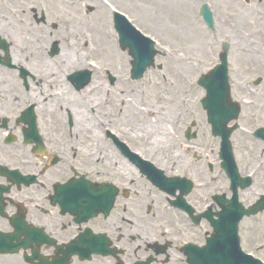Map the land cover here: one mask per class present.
<instances>
[{"label":"flooded vegetation","instance_id":"1","mask_svg":"<svg viewBox=\"0 0 264 264\" xmlns=\"http://www.w3.org/2000/svg\"><path fill=\"white\" fill-rule=\"evenodd\" d=\"M238 9L228 23L230 95L239 104L234 124L253 132L264 129V10ZM9 47V66L0 64L13 72L0 71V264H190L189 249L203 247L210 235L208 221L195 223L172 206L107 134L75 124L71 103L69 110L62 104L65 91L61 96L49 83L55 78L37 81L15 70ZM68 89L75 92L73 84ZM126 145L173 174L169 154ZM190 195L193 217L216 212L212 201L198 209L204 199Z\"/></svg>","mask_w":264,"mask_h":264},{"label":"rangeland","instance_id":"2","mask_svg":"<svg viewBox=\"0 0 264 264\" xmlns=\"http://www.w3.org/2000/svg\"><path fill=\"white\" fill-rule=\"evenodd\" d=\"M242 1L31 0L28 2V0H0V26L3 28L0 39L10 46L9 53L12 48L17 49L16 52L20 56L18 58L22 59L23 65L35 73L46 71L56 73L64 67V61H60L58 54L49 56L52 44H56L61 51L77 52L75 48H78L79 64L82 68L71 70L69 73L80 70L90 71L91 81L86 87L97 83L95 91L107 97V103L104 106L98 103L91 105L93 112L90 108L84 109L94 130L98 129L94 119H100L104 125H108L109 130L123 135L127 141L130 140L144 148L145 152L148 153L154 149L158 155L169 154L171 157H166L169 161H165V164L169 165L168 169L172 166L171 173L190 174L191 172L193 174L196 170L206 188L202 192L193 191L190 197L204 199L197 206L198 209H204L205 204L211 202L207 199V193L229 196L230 192L228 191L229 182L219 169L217 158L219 141L211 136L205 114L200 107V101L205 94L197 85V80L201 75L209 72L214 64H217V54L221 43L229 44V46L233 43L232 38L229 37L228 25L223 24L228 13L238 14V7L244 9L248 4L257 11L264 10V1L248 0V3ZM203 4H207L213 12L214 32L206 28L198 15ZM32 9L35 10V14L31 13ZM113 10L124 14L132 25L155 43L154 66L147 68L139 80L129 79L131 58L127 50L119 48L117 34L113 29ZM12 11L15 17H12ZM40 11H43V18ZM249 21L248 19L245 23ZM109 31L113 33L114 40L107 38L106 33ZM175 47L178 49L184 47L183 50L191 57L190 61L194 62L193 72L188 74L191 77L187 76L186 86H188H184L186 89L183 93L177 90L175 82L177 79L173 72V69L180 66L170 61L174 57ZM36 49L44 52V59L51 61V65L44 67L45 64L41 61L43 58L33 56ZM233 54L234 49L230 48L229 61L233 58ZM37 58L38 60H35ZM88 59L92 61L90 65L85 66V61ZM18 64H20L19 61ZM230 64L229 62V66ZM2 72L13 73L7 69H2ZM109 76L115 80L113 85L108 80ZM239 77L241 78L242 75ZM46 80L42 78L43 82ZM84 90L80 93L76 92V97L86 99L87 95L81 94ZM187 94L193 96V101H188ZM185 97L187 101L182 105L175 103L178 100L183 101ZM86 103L90 104L88 101ZM133 103L136 105L134 111L130 107ZM155 104L156 108L153 106L152 110L156 115L159 114L155 116L157 124L160 120L169 122V125L162 128L163 137L160 142L164 151L161 152H157L156 150L159 149L155 147H150L152 145L150 131L153 129L147 127L137 113L140 109L139 105L142 107ZM178 110L181 111L178 112ZM59 112L62 113L61 110ZM153 113L149 120L154 122ZM73 114L75 117L74 112ZM65 115L68 113L65 112ZM165 116L168 118L166 119ZM104 128L101 126L98 131L101 132ZM187 129L197 133L196 138L189 144L184 138ZM230 142L240 176H246L249 171L250 173L247 174L252 175L253 178L252 186L238 193L239 201L243 206H251L264 193V161L263 167L258 170V162H262L261 159L264 160V144L240 133H234ZM174 152H177L176 156H173ZM170 161L176 162L171 165ZM208 164L212 166L211 172L207 168ZM183 166L187 168L185 171L181 169ZM218 173L219 176L216 177ZM262 236H264L263 212L244 218L239 224L241 248L264 263V237Z\"/></svg>","mask_w":264,"mask_h":264},{"label":"water","instance_id":"3","mask_svg":"<svg viewBox=\"0 0 264 264\" xmlns=\"http://www.w3.org/2000/svg\"><path fill=\"white\" fill-rule=\"evenodd\" d=\"M203 21L209 29H212L211 13L204 5L200 11ZM115 27L119 34V44L122 49L128 48L130 55L133 57L132 77L140 78L147 67L153 65V56L155 52L152 50V45L145 39L141 38L140 46L135 50L128 46L124 41L123 36L129 31H134L124 20L119 17L115 19ZM88 73H78L73 78L88 81ZM83 83V82H82ZM202 85L206 89L207 97L203 100L204 107L208 110L210 122L213 125V134L221 136V155H223V165L227 168L231 178V188L234 192L232 201L228 202V206L219 214V221L214 224L216 236L209 241V246L215 244L214 251L218 253L215 256L213 264H259L251 258L241 254L239 250V242L237 238V223L243 216L241 206L237 204L235 194L236 186L244 188L249 185V181L240 180L235 170V165L232 159V153L228 138L229 130L224 125L228 119L223 120L228 112L226 107L229 106L228 87L226 83V67L225 57L221 58V66L217 67L210 75L206 77ZM227 98V99H226ZM224 121V123L222 122ZM264 207L263 202H259L248 213L254 214ZM218 245V249L217 246Z\"/></svg>","mask_w":264,"mask_h":264},{"label":"bare ground","instance_id":"4","mask_svg":"<svg viewBox=\"0 0 264 264\" xmlns=\"http://www.w3.org/2000/svg\"><path fill=\"white\" fill-rule=\"evenodd\" d=\"M12 12H13L11 14L12 17H15L14 11H12ZM11 15L8 14L9 17H11ZM2 31H3V28L0 26V33H3ZM106 36H107V38H109V40H111V39L114 40V35H113V33L111 31L107 32ZM7 39H8V37H7ZM113 46H114V43H113ZM176 47H175V50L173 51L174 57L171 58L170 61H171L172 64L174 63V64H177V65L180 66L179 68L173 69V72H174V74L176 76V79H177V80H175V82L177 83V90H179L181 93H183L185 91V89H186L185 87L188 86V85L186 86V81L188 80L187 76H190L188 74L193 72V67H194L193 63L194 62L190 61L191 57L188 54V52L183 50L184 47H179L180 49H178ZM75 49L78 52V48H75ZM16 50L17 49H15V48H12V50H11V53H12V56H13L12 57L13 64H15L16 66L19 65L18 64V61H19L20 67H26V66L23 65L22 59L17 58V56H19V53L16 52ZM77 52H75V51H73V52L61 51V49H60L58 55L61 58L60 61H64V67L60 68V72L57 71L55 79L58 80L59 86L65 87L63 89V91H65L66 98L64 100V103H62V104L68 106L71 103L70 107H72V111L75 113V118L78 119V121L75 122V124H77V125H87L88 127H86V129L88 130V128H91L92 133L95 134L96 131L92 127L91 122H87L88 121L87 119H89V118H87L88 114L85 113V110L89 109V108H93L91 105H94L96 103L101 104V105L104 106L105 103H107V97L105 98L103 95H100L99 92L95 91V86L97 85V83L89 85L81 93V94L87 95L86 99H85V97H84V99H82L81 97H78V96L76 97L75 93L69 92L68 86L63 81L64 76L69 74V72L71 70L82 68V66L79 64L80 63V53L79 52L77 53ZM33 56H39V58H43L41 61H43V63L45 64L44 67H48L49 65H51V61L49 62V61H46L44 59V52L43 51L40 52L39 49H36L34 51V53H33ZM35 60H38V58L35 59ZM91 61H92V59L86 60L84 65L85 66L89 65L91 63ZM189 66H191V67H189ZM48 72H51V71H48ZM44 75H46V74H43V73L39 74V76H44ZM186 97H187L188 101H190V102L193 101V96L187 94ZM186 97L183 99V101L182 100H178L177 102L175 101V103H177L178 105H182L183 103H185L187 101ZM62 100H63V98L61 99V101ZM86 101L90 102V104L86 103ZM92 101H94V103ZM80 104H83V105L81 106ZM89 106H91V107H89ZM153 106H155V108H156V104L155 105H151V106L150 105H143L142 107H140V105H139L140 109H139V111H137V113L142 117L143 121H145L144 124L147 125V127H149V128L152 127L151 129L154 130V131L153 130L150 131L152 133V136H151L152 145H150V147H155L156 149H159L158 151H161V150L164 151V148L161 146V142H160L161 138L163 137V132H162L163 129L162 128H163V126L166 127L167 125H169V122H168V120H165V121L164 120H160V122H158V124H160V123L161 124L158 125L155 116H158L159 114L156 115L155 112L153 113V110H152V109H154ZM130 107H131L132 111L136 110L135 109L136 105H134V103ZM69 109L70 108L68 106V110ZM62 110H63V108H62ZM181 110H178V112L181 111ZM152 113L154 114V115H152L154 117V120H155L154 122L149 120L150 119V115ZM165 118L167 119L168 117L165 116ZM100 124L102 126H104L105 128H108L107 124H105V125H104V123H100ZM173 155L174 156L177 155V152H174ZM262 167H263V165L261 166V168ZM262 237H264V236H262Z\"/></svg>","mask_w":264,"mask_h":264},{"label":"snow or ice","instance_id":"5","mask_svg":"<svg viewBox=\"0 0 264 264\" xmlns=\"http://www.w3.org/2000/svg\"><path fill=\"white\" fill-rule=\"evenodd\" d=\"M123 38L126 44L133 48L134 52L141 44V37L135 31H129V33L127 35H124Z\"/></svg>","mask_w":264,"mask_h":264}]
</instances>
